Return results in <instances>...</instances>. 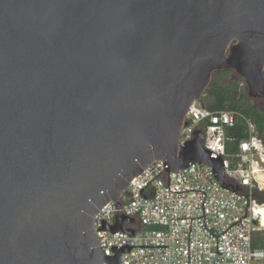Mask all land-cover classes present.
I'll return each mask as SVG.
<instances>
[{"label": "water", "instance_id": "1", "mask_svg": "<svg viewBox=\"0 0 264 264\" xmlns=\"http://www.w3.org/2000/svg\"><path fill=\"white\" fill-rule=\"evenodd\" d=\"M229 69L264 98V0H0V264H122L94 218L157 160L224 185L179 138Z\"/></svg>", "mask_w": 264, "mask_h": 264}, {"label": "built area", "instance_id": "2", "mask_svg": "<svg viewBox=\"0 0 264 264\" xmlns=\"http://www.w3.org/2000/svg\"><path fill=\"white\" fill-rule=\"evenodd\" d=\"M239 116L201 101L190 106L179 148L202 131L203 146L223 159L226 183L208 164L168 171L166 161L157 160L96 214L94 227L106 255L114 254L112 245H129L134 247L122 253V264H264V246L254 245L255 233L264 229V203L256 197L264 193V141L247 118L243 137ZM118 217L124 218L119 230L106 228Z\"/></svg>", "mask_w": 264, "mask_h": 264}, {"label": "trees", "instance_id": "3", "mask_svg": "<svg viewBox=\"0 0 264 264\" xmlns=\"http://www.w3.org/2000/svg\"><path fill=\"white\" fill-rule=\"evenodd\" d=\"M232 70L215 72L212 81L205 91L202 103L212 110H235L241 114L238 118V128L242 130V136L247 137L244 118L250 119L256 126L257 135L264 141V98L258 102L251 100L246 90H240L237 81H223ZM232 146V145H230ZM260 203H264V193L256 195ZM254 245L264 246V229L255 233Z\"/></svg>", "mask_w": 264, "mask_h": 264}, {"label": "rangeland", "instance_id": "4", "mask_svg": "<svg viewBox=\"0 0 264 264\" xmlns=\"http://www.w3.org/2000/svg\"><path fill=\"white\" fill-rule=\"evenodd\" d=\"M220 72L221 71H219L218 73H220ZM223 81H226V82H235V81H237L240 90H246L247 96L249 97L248 90H247V83H246V88L242 85L243 82L245 81V79L240 77V76H238L234 71H231L228 75H226L225 78L223 79ZM249 98L251 100H253V101H256V102L259 101L258 100L259 98H256V97H249ZM202 99H203V97H202ZM202 99H201V103H202ZM261 211H262V209H261Z\"/></svg>", "mask_w": 264, "mask_h": 264}, {"label": "bare ground", "instance_id": "5", "mask_svg": "<svg viewBox=\"0 0 264 264\" xmlns=\"http://www.w3.org/2000/svg\"><path fill=\"white\" fill-rule=\"evenodd\" d=\"M260 209H262V214H263V220H264V206H260Z\"/></svg>", "mask_w": 264, "mask_h": 264}, {"label": "flooded vegetation", "instance_id": "6", "mask_svg": "<svg viewBox=\"0 0 264 264\" xmlns=\"http://www.w3.org/2000/svg\"><path fill=\"white\" fill-rule=\"evenodd\" d=\"M259 98H263V97H259Z\"/></svg>", "mask_w": 264, "mask_h": 264}]
</instances>
